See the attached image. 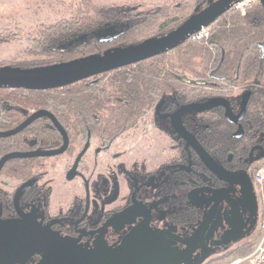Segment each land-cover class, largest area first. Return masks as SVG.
<instances>
[{"label":"flooded vegetation","instance_id":"af4514ba","mask_svg":"<svg viewBox=\"0 0 264 264\" xmlns=\"http://www.w3.org/2000/svg\"><path fill=\"white\" fill-rule=\"evenodd\" d=\"M215 1L164 2L156 6L161 13L152 15L145 12L154 6L142 2L100 4L127 6L132 12L87 15L82 54L72 61L90 63L159 40ZM234 12L231 8L213 23ZM14 33L23 38L26 31ZM210 37L204 42L188 38L60 88L0 89L5 90L0 134L18 129L38 112L47 113L17 133L0 136V161L14 153L29 155L7 160L0 170V220L34 217L88 251L97 245L113 250L133 232L155 234L166 264H209L240 245L248 228L258 224V212L254 217L244 211L241 186L218 178L200 146L225 170L252 178L264 162V116L260 110L258 120L251 119L253 88L216 94V70L186 62V49L207 45ZM27 51L31 59L0 67L40 66L34 63L39 56L31 47ZM65 145L59 154L42 155ZM232 204L240 222L249 221L243 232L232 230ZM209 213L213 218L201 239ZM40 259L36 254L28 264Z\"/></svg>","mask_w":264,"mask_h":264},{"label":"water","instance_id":"95a60500","mask_svg":"<svg viewBox=\"0 0 264 264\" xmlns=\"http://www.w3.org/2000/svg\"><path fill=\"white\" fill-rule=\"evenodd\" d=\"M241 1L243 0H218L212 2L207 8L191 17L169 35L154 42H147L129 48L120 54H114L107 58H98L90 63H86L83 59H80L68 64L48 68L20 69L10 66L0 67V89L23 88L47 90L60 88L90 75L157 55L183 44L191 34L199 31L202 27L210 26L219 16L230 10L234 4ZM259 1L264 7V0ZM261 48L264 54V41L261 43ZM247 98L244 107L247 104ZM208 108L203 107L201 111L207 110ZM45 114L47 113L38 112L18 129L10 133L0 134V136L17 133L33 119ZM55 122L60 127L57 120ZM65 142L67 143V140ZM66 145L60 150L42 155L59 154L64 151ZM200 149L201 156L207 167L218 178L241 186L242 199L245 205L244 211L248 214H254V217H256L258 201L252 178L244 172L225 170L201 146ZM25 156L29 155L14 153L5 156L0 161V170L7 160ZM212 218V213H209L202 222L200 227L201 239ZM240 221L238 209L233 205V216L230 220L233 226L232 230H238L240 232L247 230L249 221L242 223ZM238 224L240 225L237 226ZM255 226L248 228L245 236ZM156 236L155 234L133 232L126 236L123 242L113 250H108L103 245H97L92 251H88L64 239L47 227L41 226L34 217L23 216L16 219H3L0 220V264H28L36 254H41V259L36 264H166L167 262L160 257ZM240 237L235 238V240ZM183 242L185 245L190 246L188 241Z\"/></svg>","mask_w":264,"mask_h":264},{"label":"trees","instance_id":"16d2710c","mask_svg":"<svg viewBox=\"0 0 264 264\" xmlns=\"http://www.w3.org/2000/svg\"><path fill=\"white\" fill-rule=\"evenodd\" d=\"M138 3L134 0L130 7ZM125 8L118 5H100L93 0H71L68 12L63 18L55 23L38 26L36 34L27 36L26 42L30 44L32 52L39 56L38 61L34 63L40 66L35 67L48 68L73 62L74 57L82 54L81 47L85 44L82 32L86 29L84 26L86 16L132 12ZM145 13L157 14L161 13V9L154 6ZM89 20L93 23L99 22V19L89 18ZM211 26L212 36L208 44L196 45L191 49L185 48V60L200 64L207 63L205 69L211 67L216 70V94H229V89L238 86L253 88L249 111L251 119L256 121L260 110L264 116V54L261 48V43L264 41V7L260 1H256L244 15L239 12L228 13ZM18 30L20 29L9 31L7 35H2L0 40L19 37L14 33ZM26 63L31 65L33 62ZM202 64L200 68L203 70ZM4 93L5 90H0V97ZM37 102L44 103L41 99ZM259 166L260 164L257 168ZM256 241H245L236 248L229 249L225 254L214 259L212 264H220L232 256L249 253Z\"/></svg>","mask_w":264,"mask_h":264},{"label":"rangeland","instance_id":"374dc122","mask_svg":"<svg viewBox=\"0 0 264 264\" xmlns=\"http://www.w3.org/2000/svg\"><path fill=\"white\" fill-rule=\"evenodd\" d=\"M96 4H112V3H131L134 0H93ZM175 0H137V2L145 3L147 7L161 5L164 2ZM188 4H192L194 0H186ZM70 0H0V38L2 35H7L4 30L10 32L16 28L26 31L23 38L14 37L8 41L0 40V64L14 63L16 61H27L32 58L28 55L31 47L27 40V36L34 31L38 26L55 23L58 19L64 17L68 12ZM212 30V28H211ZM21 35V34H19ZM6 38V36H4ZM21 63V62H20ZM259 222L251 229L244 238L245 241H256L259 233V223L261 219V210L258 206ZM240 244V245H241ZM239 246V245H238ZM235 246L234 248H236ZM241 255L232 256L227 260ZM216 259V258H215ZM214 260L210 263L212 264Z\"/></svg>","mask_w":264,"mask_h":264},{"label":"built area","instance_id":"2783aa9c","mask_svg":"<svg viewBox=\"0 0 264 264\" xmlns=\"http://www.w3.org/2000/svg\"><path fill=\"white\" fill-rule=\"evenodd\" d=\"M256 1L243 0L232 7V11L245 14ZM211 34V27H202L199 31L189 36V39L195 42H204L208 40ZM252 182L256 192L259 209L261 210V219L259 223V235L254 248L247 254L237 256L227 260L223 264H264V162L254 171Z\"/></svg>","mask_w":264,"mask_h":264}]
</instances>
